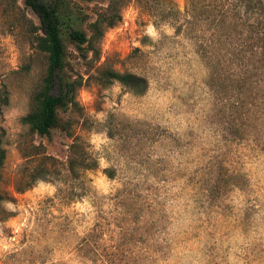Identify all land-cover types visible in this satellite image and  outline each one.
I'll use <instances>...</instances> for the list:
<instances>
[{"label": "rangeland", "instance_id": "rangeland-1", "mask_svg": "<svg viewBox=\"0 0 264 264\" xmlns=\"http://www.w3.org/2000/svg\"><path fill=\"white\" fill-rule=\"evenodd\" d=\"M67 1L85 32L109 3ZM186 6L116 0L120 21L91 69L64 35L82 117L38 137L21 119L46 69L32 44L39 20L22 0H0V264H94L79 246L97 221L100 258L115 264H264V105L202 56ZM99 68L142 77L145 90L107 83ZM71 143L96 165L74 180ZM48 166L52 176L38 179Z\"/></svg>", "mask_w": 264, "mask_h": 264}, {"label": "trees", "instance_id": "trees-1", "mask_svg": "<svg viewBox=\"0 0 264 264\" xmlns=\"http://www.w3.org/2000/svg\"><path fill=\"white\" fill-rule=\"evenodd\" d=\"M18 1L15 0V4ZM22 3L39 20V27L31 24L32 44L38 53L45 56L46 69L41 85L32 95L31 109L22 117L21 123L31 136L48 137L58 127L69 132L78 118L82 117L76 100L82 78L73 79L65 73L68 63L63 36L66 35L73 43L88 68H93L94 62L99 59L97 46L105 30L113 28L120 21V15L115 10L116 0H109L107 7L95 14V18L87 23L86 32L77 28L83 19H79V13H73L67 0H22ZM17 9L20 12L19 7ZM184 23L194 31L202 56L215 60L220 66L223 73L218 76L224 80L241 82L242 87L254 91L252 100H256V107L259 109V106L264 105V0H187ZM182 25H178L177 32ZM98 70L101 71L98 75L107 83L118 82L131 90L141 88L138 94L145 90L146 82L142 77L112 69ZM55 85L57 93L54 95L51 91ZM2 102L6 104V100ZM59 111L68 113L64 123L59 121ZM3 137V130L0 129V172L6 158ZM45 159L56 161L53 157ZM64 166L69 177L74 180L96 165L82 145L71 143L65 154ZM46 168L38 179L45 180L52 176L51 168L55 167ZM104 174L108 179L113 178L112 171L108 169L104 170ZM66 199L70 201L72 197L66 195ZM4 200L0 192V205ZM98 223H94L82 239L79 246L82 257L94 264H115L116 260L100 258L98 250L102 236Z\"/></svg>", "mask_w": 264, "mask_h": 264}]
</instances>
